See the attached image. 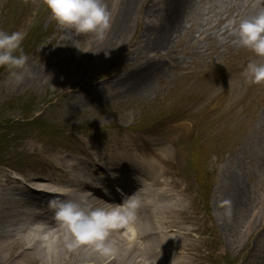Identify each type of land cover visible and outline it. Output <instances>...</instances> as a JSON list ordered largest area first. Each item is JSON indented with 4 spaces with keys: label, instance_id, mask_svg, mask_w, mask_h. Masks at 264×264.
<instances>
[{
    "label": "rangeland",
    "instance_id": "obj_1",
    "mask_svg": "<svg viewBox=\"0 0 264 264\" xmlns=\"http://www.w3.org/2000/svg\"><path fill=\"white\" fill-rule=\"evenodd\" d=\"M258 1L245 14L210 3L206 28L229 42L242 18L264 8V0ZM105 2L114 14L119 0ZM135 4L130 31L115 47L97 54L102 41L58 26L43 0H0V29L33 31L23 41L29 74L19 84L4 67L0 74V181L46 178L49 158L61 164L78 158L85 145L116 148L133 137L148 143L155 154L149 160L155 163L169 153L174 170L166 168L179 178L175 190L185 189L177 208L184 209L177 241L187 246L184 252L193 264H264V84L251 90L252 98L260 97L254 105L250 98L231 105L243 93L241 84H226L225 71L218 70L230 52L204 36L192 52L186 46L191 33L185 32L162 60L167 72L162 81L155 80L145 93L122 92L115 78L136 70L146 60L143 48L148 51L138 18L155 10L149 0ZM145 21L157 23L153 15ZM230 22L226 34L214 33ZM222 92L230 94L226 101L220 100ZM156 141L161 156L150 146ZM110 154L117 158L112 149ZM226 170L239 174L244 192L239 209H228L225 189L232 182L224 188Z\"/></svg>",
    "mask_w": 264,
    "mask_h": 264
},
{
    "label": "bare ground",
    "instance_id": "obj_2",
    "mask_svg": "<svg viewBox=\"0 0 264 264\" xmlns=\"http://www.w3.org/2000/svg\"><path fill=\"white\" fill-rule=\"evenodd\" d=\"M201 1H150L154 9L160 5L161 9L155 11L150 8L147 14L138 18V23L144 25V36L149 39L145 45L148 51L143 48L146 60L136 70L123 74L120 79L116 77L115 87L126 94L145 93L155 80L161 81L164 66L161 60L173 51L174 45L182 39L190 26L195 25L191 17L193 13L201 11ZM217 1L229 3L231 0ZM135 2L136 0H119L111 28L102 44L95 49L97 54H101L106 48L115 47L125 32L130 31L135 19ZM242 3L245 5L246 2ZM151 15L157 19L156 24L145 21L146 16ZM197 25L202 26L201 23ZM225 29H228V25ZM37 72L38 70L33 74ZM137 150L131 144L118 146L115 148L116 160H109L108 163L115 166L126 164L133 171L146 176L152 184L151 188L138 193L141 206L135 230H141L146 237L143 244L139 243L137 236H125L122 230H118L111 236L118 251L110 260L88 247H81L76 251L66 248V230L55 220V213L49 202L53 198L79 199L81 193L92 189L90 184L96 188L102 187L91 176L90 170L101 167L105 155L92 151L88 152V162L71 159L59 164L49 158L46 163L49 169L47 179L31 177L23 180L9 178L2 183L0 181V264H193L184 252L188 250L187 246H180L177 241L180 228L177 208L185 189L175 190L180 187L179 184L164 178L167 173L160 171L154 162L145 160L143 155L146 153L140 155ZM108 163L104 162L106 166H110ZM223 178L224 188L230 181L233 183L225 189L228 194V209L241 208L244 205V192L237 183L239 174L234 175V172L226 170ZM136 193L137 190H134L128 196ZM87 198L94 206H102L97 199L89 195Z\"/></svg>",
    "mask_w": 264,
    "mask_h": 264
},
{
    "label": "clouds",
    "instance_id": "obj_3",
    "mask_svg": "<svg viewBox=\"0 0 264 264\" xmlns=\"http://www.w3.org/2000/svg\"><path fill=\"white\" fill-rule=\"evenodd\" d=\"M49 9L50 18L65 30L76 34H92L103 41L111 28L113 13L105 0H43ZM25 32L0 29V67L8 70L9 77L17 84L29 74V56L23 48ZM233 43L250 50V58L240 75L249 84H264V8L254 15L242 18L235 29ZM139 191L126 196L122 203L94 206L81 193L79 199L50 200L55 219L66 230L65 246L69 251L88 247L105 259L117 254L111 239L112 233L122 230L127 236L135 234L138 209L141 206Z\"/></svg>",
    "mask_w": 264,
    "mask_h": 264
}]
</instances>
